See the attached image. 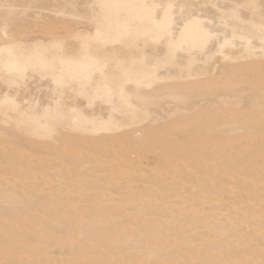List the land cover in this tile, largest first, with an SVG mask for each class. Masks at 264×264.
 <instances>
[{"label": "bare ground", "instance_id": "1", "mask_svg": "<svg viewBox=\"0 0 264 264\" xmlns=\"http://www.w3.org/2000/svg\"><path fill=\"white\" fill-rule=\"evenodd\" d=\"M0 264H264V0H0Z\"/></svg>", "mask_w": 264, "mask_h": 264}, {"label": "rangeland", "instance_id": "2", "mask_svg": "<svg viewBox=\"0 0 264 264\" xmlns=\"http://www.w3.org/2000/svg\"><path fill=\"white\" fill-rule=\"evenodd\" d=\"M145 157H146V155H145ZM147 158H148L149 161L150 160L153 161L155 157L152 156V155L151 156L149 155V157L147 156ZM245 165L249 167L250 166V161L246 162Z\"/></svg>", "mask_w": 264, "mask_h": 264}]
</instances>
